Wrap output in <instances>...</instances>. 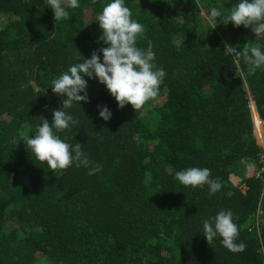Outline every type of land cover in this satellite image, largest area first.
<instances>
[{"label": "trees", "instance_id": "trees-1", "mask_svg": "<svg viewBox=\"0 0 264 264\" xmlns=\"http://www.w3.org/2000/svg\"><path fill=\"white\" fill-rule=\"evenodd\" d=\"M109 2L79 0L55 21L48 0H0V264H264V170L244 189L230 181L245 158L264 165L250 109L264 124V66L253 72L224 52L225 43L264 50V39L204 18L239 0H125L144 26L137 45H151L167 73L159 95L120 109L85 77L89 102L65 109L78 124L58 135L82 144L102 168L94 175L75 165L54 172L26 147L22 138L62 108L52 79L107 46L96 16ZM189 167L209 168L222 188L183 186L175 173ZM221 210L234 213L243 252L203 235V220Z\"/></svg>", "mask_w": 264, "mask_h": 264}, {"label": "clouds", "instance_id": "clouds-1", "mask_svg": "<svg viewBox=\"0 0 264 264\" xmlns=\"http://www.w3.org/2000/svg\"><path fill=\"white\" fill-rule=\"evenodd\" d=\"M48 5L54 12L55 21L67 20L70 14L66 8L79 7V0H48ZM204 18L210 29H214L222 18L224 25L229 22L234 27L243 25L250 28L255 38L264 39V0H239L227 13L212 7ZM96 21L102 30L97 42L103 41L107 46L93 50L90 58H82V62L72 64L67 71L52 79V92L65 97L62 99V108L53 110L51 122L43 117L35 130L34 138L30 135L22 138L36 159L46 162L48 168L54 172L57 169L66 170L72 165L88 168L89 175L102 170L100 165H92L88 155L82 150L81 143L73 146L58 135L78 124L65 109L71 108L73 102H89L88 80L85 77L94 78L105 85L120 109L131 104L138 111L159 95L160 85L167 75L162 67L154 63L155 52L151 45L146 49L137 45L144 26L132 18V12L125 5V0H110L96 16ZM224 52L237 61L242 57L253 72L264 66V50L259 45L250 46L246 43L243 50L238 51L233 45L225 43ZM97 107L99 116L105 121L110 120L112 112L108 106ZM175 178L186 187L203 188L207 185L212 193L222 188L219 180L213 179L211 170L206 167H189L177 171ZM202 223L203 235L209 245L219 236L222 245L231 252H243L246 249L245 243L237 242L239 226L235 223L231 210H221L214 218L205 219Z\"/></svg>", "mask_w": 264, "mask_h": 264}, {"label": "rangeland", "instance_id": "rangeland-1", "mask_svg": "<svg viewBox=\"0 0 264 264\" xmlns=\"http://www.w3.org/2000/svg\"><path fill=\"white\" fill-rule=\"evenodd\" d=\"M5 20H6L5 15L0 16V26ZM236 63H237V66H239V61L236 60ZM243 75H244V73H243ZM251 103H253V102L252 101L250 102L251 116L253 119L252 132L255 135L256 142L260 145H263L264 144L263 120L260 118L256 108L252 110ZM254 107H255V104H254ZM253 112H254V116H255V112L257 113V116L259 117L258 119H256V116H255V118L253 117ZM258 125H260L261 132H259L260 128L258 127ZM258 128H259V130H258ZM262 170H264V165L262 167H258L257 162L251 161V160H249V158H245V164H244V166H242L240 168L241 172L238 174H231L230 175V181L233 184H236L240 188L244 189L245 188V182H244L245 177L251 176L253 174H257V173L261 172Z\"/></svg>", "mask_w": 264, "mask_h": 264}, {"label": "water", "instance_id": "water-1", "mask_svg": "<svg viewBox=\"0 0 264 264\" xmlns=\"http://www.w3.org/2000/svg\"><path fill=\"white\" fill-rule=\"evenodd\" d=\"M251 108H252V110H253V109H255V107H254V104H253V103H251ZM253 117L255 118V116H254V112H253Z\"/></svg>", "mask_w": 264, "mask_h": 264}]
</instances>
